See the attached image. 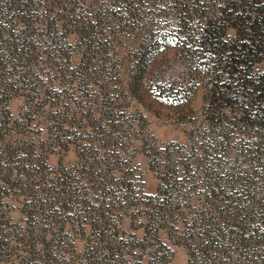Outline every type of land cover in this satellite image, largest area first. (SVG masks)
<instances>
[{
  "label": "rangeland",
  "instance_id": "374dc122",
  "mask_svg": "<svg viewBox=\"0 0 264 264\" xmlns=\"http://www.w3.org/2000/svg\"><path fill=\"white\" fill-rule=\"evenodd\" d=\"M259 2L0 0V264H264Z\"/></svg>",
  "mask_w": 264,
  "mask_h": 264
},
{
  "label": "trees",
  "instance_id": "16d2710c",
  "mask_svg": "<svg viewBox=\"0 0 264 264\" xmlns=\"http://www.w3.org/2000/svg\"><path fill=\"white\" fill-rule=\"evenodd\" d=\"M264 2V0H258ZM236 12L240 9H235ZM245 11H248L247 9L241 8L240 16L243 18L242 21L239 23L240 27L233 26L235 33V36L229 40L230 44H228V47L226 49H223L222 53H227V55L224 57V63L227 65L226 67L229 68L230 66L233 67L234 73H238L241 77H245L244 80H246L248 77H250L251 73L249 72L252 68V59H254V56L257 53L264 52V16H262V12H264V4L261 5H255L253 9L249 10L250 12L245 13ZM227 17L226 15L224 16ZM215 23H213L211 30H213V33L208 34L209 36V42H210V36L214 33H220L221 27L223 26L224 20L220 21L221 24L218 22V19H214ZM208 32L210 31L207 30ZM220 39H216L215 42L219 41ZM262 41V42H261ZM217 47V46H216ZM218 50H221L220 46L217 47ZM219 52V54H221ZM256 78V79H255ZM250 82H252V88L258 92L263 93V98L260 100H264V71L262 73L258 74L255 77H250ZM258 107V106H257ZM255 112L262 113V118H264V106L261 108L258 107V109L255 110ZM256 114V113H255ZM164 187L161 186L159 189V192H164ZM136 216H139L138 214ZM147 216V215H146ZM149 216V215H148ZM133 217V216H132ZM136 217H133V219ZM147 218V224L144 222H141L140 226L144 228V233L149 234V226H154V222L158 221L159 217L157 216H149ZM145 224V225H143ZM150 228V227H149ZM159 229V226H156V229L154 231H157ZM155 233V232H153ZM156 234V233H155ZM156 237L158 238V235L156 234ZM192 264V261L191 263Z\"/></svg>",
  "mask_w": 264,
  "mask_h": 264
}]
</instances>
